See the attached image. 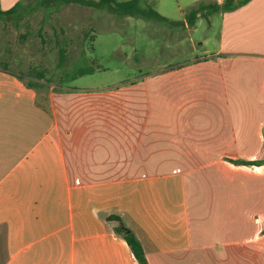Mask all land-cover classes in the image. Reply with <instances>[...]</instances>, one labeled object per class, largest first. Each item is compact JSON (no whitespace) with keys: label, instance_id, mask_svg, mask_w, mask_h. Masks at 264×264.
<instances>
[{"label":"rangeland","instance_id":"rangeland-1","mask_svg":"<svg viewBox=\"0 0 264 264\" xmlns=\"http://www.w3.org/2000/svg\"><path fill=\"white\" fill-rule=\"evenodd\" d=\"M200 1L141 0L144 16H120L20 0L18 16L0 21V62L37 87L42 102L51 98L55 118L74 134H124L145 162L162 166L172 155L192 166L206 150L227 157L221 176L192 172V227L221 230L242 244V264H264V163L259 171L240 165L264 160V65L214 56L222 12L186 22Z\"/></svg>","mask_w":264,"mask_h":264},{"label":"crops","instance_id":"crops-1","mask_svg":"<svg viewBox=\"0 0 264 264\" xmlns=\"http://www.w3.org/2000/svg\"><path fill=\"white\" fill-rule=\"evenodd\" d=\"M19 1L1 0V8ZM222 17L214 56L264 65V0ZM21 75L0 69V264H140L121 224L148 264H242L241 243L191 221L192 172L221 176L227 157L206 150L200 166L173 155L162 166L145 162L124 134H74Z\"/></svg>","mask_w":264,"mask_h":264},{"label":"trees","instance_id":"trees-1","mask_svg":"<svg viewBox=\"0 0 264 264\" xmlns=\"http://www.w3.org/2000/svg\"><path fill=\"white\" fill-rule=\"evenodd\" d=\"M250 1L251 0H224L222 4H219L217 1L202 0L190 8L186 16V22L188 26L193 27L196 25L197 20L200 16L209 20V17L216 15L218 12L228 13L235 11L236 9L247 4ZM66 2L77 3L94 9H108L112 13L120 16H144L147 13V11L141 8V0H66ZM21 5V3H18L14 8L3 11L1 8L0 0V18H11V16L15 15L19 11ZM148 13L153 15L158 20L167 21V18L163 17L153 9L148 10ZM60 57L62 61L64 59L63 50H61ZM6 67V64L0 62V69H5ZM84 73H86V71H82L80 74ZM36 75L38 79H45L43 72H40ZM46 80L48 83L51 82L48 79ZM30 84L32 85L31 82H29L28 85L31 86ZM32 86L34 87V85ZM263 163L264 160H243L240 162V165L259 168ZM119 229L124 234V237L131 247L138 262L140 264H148L146 254L138 238L122 224Z\"/></svg>","mask_w":264,"mask_h":264}]
</instances>
